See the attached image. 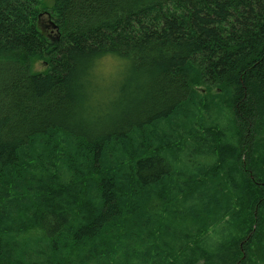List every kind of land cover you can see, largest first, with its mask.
Returning a JSON list of instances; mask_svg holds the SVG:
<instances>
[{"label": "trees", "instance_id": "obj_1", "mask_svg": "<svg viewBox=\"0 0 264 264\" xmlns=\"http://www.w3.org/2000/svg\"><path fill=\"white\" fill-rule=\"evenodd\" d=\"M0 264H264V0H0Z\"/></svg>", "mask_w": 264, "mask_h": 264}, {"label": "clouds", "instance_id": "obj_2", "mask_svg": "<svg viewBox=\"0 0 264 264\" xmlns=\"http://www.w3.org/2000/svg\"><path fill=\"white\" fill-rule=\"evenodd\" d=\"M100 67L106 73L103 82L96 75V70ZM132 75L130 57L110 51L94 55L78 80L82 97L78 118L89 123H99L114 115L121 103L120 89ZM138 79L140 82H147L148 73L141 72Z\"/></svg>", "mask_w": 264, "mask_h": 264}, {"label": "rangeland", "instance_id": "obj_3", "mask_svg": "<svg viewBox=\"0 0 264 264\" xmlns=\"http://www.w3.org/2000/svg\"><path fill=\"white\" fill-rule=\"evenodd\" d=\"M47 2H50V0H47ZM50 24V21H49V18L48 16L45 14L42 16V28L44 31H50L51 34H54L55 31L51 28L52 26H49ZM34 68L35 70H38V71H44L46 70V65L45 63L42 61V60H36L35 63H34ZM105 71L102 67H100V76H101V79H102V82L105 78ZM126 101V99H125ZM214 227H211L210 230H208L209 233H211L213 231Z\"/></svg>", "mask_w": 264, "mask_h": 264}, {"label": "bare ground", "instance_id": "obj_4", "mask_svg": "<svg viewBox=\"0 0 264 264\" xmlns=\"http://www.w3.org/2000/svg\"><path fill=\"white\" fill-rule=\"evenodd\" d=\"M254 163V162H253Z\"/></svg>", "mask_w": 264, "mask_h": 264}]
</instances>
